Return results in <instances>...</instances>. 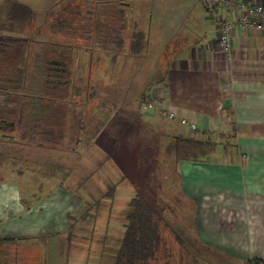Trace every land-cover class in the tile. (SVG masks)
<instances>
[{"label": "rangeland", "instance_id": "374dc122", "mask_svg": "<svg viewBox=\"0 0 264 264\" xmlns=\"http://www.w3.org/2000/svg\"><path fill=\"white\" fill-rule=\"evenodd\" d=\"M14 3L34 11L32 27L11 24ZM192 5L191 15L204 22L208 13L196 0H0V79L14 75L5 67L18 50L26 74L17 88L0 81V119L13 123L0 128V179L17 181L23 197L39 201L33 211L42 205L29 234L15 236L11 222L0 223L7 234L0 239L14 238L0 245V264H115L136 188L164 210L174 264H245L215 249L181 252L174 231H195V210L182 200L177 164L163 152L167 135L186 130L147 118L139 103L197 36L193 17L186 19ZM140 29L148 31L147 46L135 54L130 44ZM60 56L67 83L51 87L45 80L58 72L46 76L48 61ZM43 130L54 132V142L41 138Z\"/></svg>", "mask_w": 264, "mask_h": 264}, {"label": "crops", "instance_id": "0c3cea01", "mask_svg": "<svg viewBox=\"0 0 264 264\" xmlns=\"http://www.w3.org/2000/svg\"><path fill=\"white\" fill-rule=\"evenodd\" d=\"M196 1L208 13L202 22L201 13L191 15L197 5L187 8L186 19L193 17L197 36L184 44V52L168 65L166 74L147 86L160 92L161 104L155 103L151 113L142 104L147 118L163 117L175 130L180 124L160 113L163 106L196 123L206 132L202 140L216 142L208 157L177 164L182 200L195 210V231L176 230L173 236L178 237L181 252L206 248L230 253L245 264L251 259L264 261V30L235 28L231 50L225 52L218 41V22L222 17L233 18L232 14ZM215 128L228 137L220 141L212 137L210 131ZM185 130L182 135L190 136ZM21 192L17 181L0 179V223L11 222L15 236L29 234L26 229L42 210L37 205L33 211L32 205L39 201L32 204Z\"/></svg>", "mask_w": 264, "mask_h": 264}, {"label": "trees", "instance_id": "16d2710c", "mask_svg": "<svg viewBox=\"0 0 264 264\" xmlns=\"http://www.w3.org/2000/svg\"><path fill=\"white\" fill-rule=\"evenodd\" d=\"M11 9L12 10L9 12V15L11 16L10 19L13 21L11 24H18L20 28H30L34 25V11L30 7L19 3H14ZM14 25L13 28H9L11 32H14ZM147 32V30L144 31L140 29L133 33L130 44V52L138 54L145 50L147 46ZM49 45L51 48L56 50V44ZM21 55V51L18 50L15 56H11L12 60H9L12 63L5 67L7 68L6 73L10 72L14 75L12 77L6 76L0 79V81L2 80V82H6L8 87L17 88L25 84V70L23 68H19L18 66ZM147 89L148 88L143 90L140 95V105L143 103L146 104L151 97L150 91ZM88 92L90 91H87V93ZM88 94L89 95H86V98L93 99V94ZM100 103L104 104L105 102L102 100ZM112 104L114 103L112 102ZM56 113L57 112H53L54 115ZM56 115L54 119L56 118ZM40 136L45 142L49 144L54 142L55 139L54 132L50 130H43ZM166 138L167 142L165 144L163 154L169 161L170 159L174 160L176 164H179L184 160L197 162L201 159H204L209 156L211 151L216 146V142L211 139L202 140L191 136L177 135L174 133L167 135ZM111 187L115 190L114 186L108 185V188ZM136 190L137 191L134 197L128 203L127 210L124 213L126 231L121 242L119 254L116 256L115 264L176 263L173 253L166 246V241L162 236V226L165 224L163 217L164 210L157 209L141 193V191H139L138 188H136ZM10 241L12 240L0 241V245L4 243L8 244ZM246 264H264V261L259 259H251L247 260Z\"/></svg>", "mask_w": 264, "mask_h": 264}, {"label": "built area", "instance_id": "2783aa9c", "mask_svg": "<svg viewBox=\"0 0 264 264\" xmlns=\"http://www.w3.org/2000/svg\"><path fill=\"white\" fill-rule=\"evenodd\" d=\"M205 4L214 8L220 6L227 13H231L233 18L222 17L219 22V45L225 51L229 52L232 47V34L235 28H254L264 30V3L254 2L247 3L246 1L237 2L236 0H204ZM151 97L146 103L147 112H152L155 108V103H160L161 94L150 89ZM161 104V103H160ZM160 113L170 121L177 122L181 126L186 127L191 137L204 139L206 132H201L196 123L192 122L184 115H179L174 110H169L163 106L160 108ZM210 135L215 138H227L228 133L221 132L218 128L210 131Z\"/></svg>", "mask_w": 264, "mask_h": 264}, {"label": "flooded vegetation", "instance_id": "af4514ba", "mask_svg": "<svg viewBox=\"0 0 264 264\" xmlns=\"http://www.w3.org/2000/svg\"><path fill=\"white\" fill-rule=\"evenodd\" d=\"M64 59L66 60L67 58L65 56L63 57L60 56L59 58H53L52 60L48 61V64L50 66L49 68L50 72L46 73V76L47 77L52 76L51 71L55 70L54 72L56 71L58 72L56 73L55 76L56 78H52V79L48 78L45 80L46 84L48 82L52 83L51 85L49 84V86L59 88L61 85L67 83V81L61 80V78L67 73L66 61ZM7 126L12 128L13 123L6 121L5 119H0V128L4 129Z\"/></svg>", "mask_w": 264, "mask_h": 264}]
</instances>
